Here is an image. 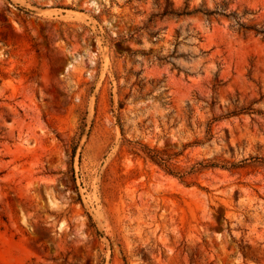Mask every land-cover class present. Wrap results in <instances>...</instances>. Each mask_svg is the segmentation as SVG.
Segmentation results:
<instances>
[{
  "label": "rangeland",
  "instance_id": "rangeland-1",
  "mask_svg": "<svg viewBox=\"0 0 264 264\" xmlns=\"http://www.w3.org/2000/svg\"><path fill=\"white\" fill-rule=\"evenodd\" d=\"M227 1L0 0V264H264V0Z\"/></svg>",
  "mask_w": 264,
  "mask_h": 264
},
{
  "label": "trees",
  "instance_id": "trees-1",
  "mask_svg": "<svg viewBox=\"0 0 264 264\" xmlns=\"http://www.w3.org/2000/svg\"><path fill=\"white\" fill-rule=\"evenodd\" d=\"M229 6V1L223 0L221 3L216 4V7L213 9L205 8L204 5L199 7L191 8V4L188 0H186L184 6L176 7V3L174 0H155L154 10L150 13L148 18L144 21L142 26H138L135 28L134 33H139L140 31H147L151 36H154L157 31H153L152 28L157 26L158 21H180L190 16H202L206 18L210 23H212L214 18L218 17H229L230 15L226 12ZM237 24H239L240 28L249 29L246 24L240 21V18L236 19ZM159 31V30H158ZM179 36V31L177 33V37ZM218 120V118H214V121ZM140 149L145 153L146 157L151 159L153 162L159 164L164 167L169 173L176 174L172 169H170L169 164V156H166V153L163 150H160L156 147H150L146 144H142ZM204 166L211 167H224L225 165H221L219 162H212L210 164H206ZM91 225L95 226L93 218L89 216ZM99 232V231H98Z\"/></svg>",
  "mask_w": 264,
  "mask_h": 264
}]
</instances>
